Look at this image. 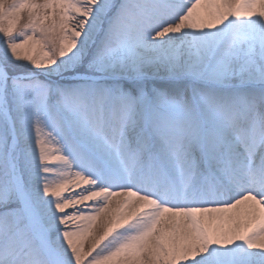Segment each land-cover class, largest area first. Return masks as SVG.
I'll list each match as a JSON object with an SVG mask.
<instances>
[{"label":"snow or ice","instance_id":"6c2138e0","mask_svg":"<svg viewBox=\"0 0 264 264\" xmlns=\"http://www.w3.org/2000/svg\"><path fill=\"white\" fill-rule=\"evenodd\" d=\"M0 264H264V0H0Z\"/></svg>","mask_w":264,"mask_h":264},{"label":"rangeland","instance_id":"374dc122","mask_svg":"<svg viewBox=\"0 0 264 264\" xmlns=\"http://www.w3.org/2000/svg\"><path fill=\"white\" fill-rule=\"evenodd\" d=\"M23 22V21H22Z\"/></svg>","mask_w":264,"mask_h":264}]
</instances>
